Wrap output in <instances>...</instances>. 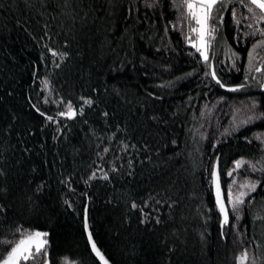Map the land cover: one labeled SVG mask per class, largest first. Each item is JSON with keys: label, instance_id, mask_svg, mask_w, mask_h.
Wrapping results in <instances>:
<instances>
[{"label": "trees", "instance_id": "16d2710c", "mask_svg": "<svg viewBox=\"0 0 264 264\" xmlns=\"http://www.w3.org/2000/svg\"><path fill=\"white\" fill-rule=\"evenodd\" d=\"M185 15L183 0H0V259L38 228L47 264H99L86 202L112 264H264V47L249 57L264 22L226 0L206 63ZM233 180L257 184L237 213Z\"/></svg>", "mask_w": 264, "mask_h": 264}, {"label": "snow or ice", "instance_id": "6c2138e0", "mask_svg": "<svg viewBox=\"0 0 264 264\" xmlns=\"http://www.w3.org/2000/svg\"><path fill=\"white\" fill-rule=\"evenodd\" d=\"M65 2L67 3L68 0H65ZM241 2L247 7L248 12L250 14L247 19H250L253 22H264V0H241ZM225 3L226 0H183V8L186 9V15L184 18L189 21L190 33V35L186 38L191 44V47L195 48L197 52L200 53V56L206 63L210 59L208 49L211 46V40L209 38H211L213 36V33L217 31L215 27L210 25V21L221 19L217 15V13L223 9ZM235 15L236 13L235 11H233V16L235 17ZM237 23H240V21L237 20ZM248 27L251 28L252 24L250 23ZM257 32H260L261 35H264V31L258 28L251 32L250 35L254 36L257 34ZM192 35H195V41L192 39ZM257 47H264V41H260L258 44L254 45L253 52H249L250 58H255L253 53L255 51V48ZM52 55H59L60 58L63 59L66 54L52 52ZM257 71H260V69H257ZM205 75H211L212 79L215 80L217 84H219L221 87H224L223 83H221V81L217 78L214 70L205 73ZM45 87H47V82H45ZM229 90L236 91L238 89ZM83 103L85 105H91L92 100L84 99ZM76 114L77 112L73 109L70 102L67 105V111L59 113L60 116H66L69 119L73 118ZM41 115H43V113H41ZM105 115L107 114L105 113ZM47 119L51 121L53 117L49 116L47 117ZM257 139H260V137H257ZM105 151H107V149H105ZM245 163L246 162L242 160L236 161L234 171L242 167ZM261 170L264 171V169ZM228 175L232 176L233 172H229ZM104 178L107 179V174H105ZM212 178L213 183L216 185V203L221 215L223 216L221 225L223 228L224 225H227L229 223V215L228 208L226 207L225 201L221 194L218 172L215 169H213L212 171ZM235 184L236 181L233 180L232 184L228 186L229 190L227 194V204L231 206V209L234 213H237L240 209V206L245 203L244 197L247 196L250 192H254L257 188V184L250 181H245L239 186L241 190L234 192L232 189L233 185ZM243 189H247V192L243 191ZM133 207H136V205L134 204ZM237 219H239V216H237ZM87 227V220H85L86 230ZM223 234L224 233L222 232V235ZM47 236L48 233L46 232H21L20 239H18L11 246V249L7 252V255L2 260H0V264H22V262H25L26 264V262L28 261H35L40 256L45 257L44 264H47ZM88 240L91 244L92 251L97 257H99L102 264H107V261L105 260L104 256L97 249L96 243L93 242L91 234H89ZM237 260L238 264H245L247 260V253L242 254V256L238 257Z\"/></svg>", "mask_w": 264, "mask_h": 264}, {"label": "water", "instance_id": "95a60500", "mask_svg": "<svg viewBox=\"0 0 264 264\" xmlns=\"http://www.w3.org/2000/svg\"><path fill=\"white\" fill-rule=\"evenodd\" d=\"M210 66H211V63H210ZM210 71H212V68L210 67ZM225 87H231L233 85H227V84H223ZM215 169V168H213ZM212 169V171H213ZM211 188H212V193H213V197H214V200L216 202V185L213 183V178H212V172H211ZM217 204V203H216ZM218 207V206H217ZM223 217V216H222ZM85 220H87V213H86V202L84 204V207H83V213H82V221H83V230H84V234H85V238L87 240V243L89 245V248L90 250L92 251V248H91V244L89 243V240H88V236L89 234H91V231L89 229V225L87 227V230L85 229ZM87 224H88V220H87ZM92 236V234H91ZM92 240L93 242H95L93 236H92ZM96 243V242H95ZM97 245V244H96ZM97 249L101 252V254L104 256L105 260L107 261V264H112L111 261L107 258V256L104 254V252L101 250V248L97 245ZM93 255L95 256V259L99 262V264H102V262L100 261L99 257H97L95 255V253L92 251Z\"/></svg>", "mask_w": 264, "mask_h": 264}, {"label": "rangeland", "instance_id": "374dc122", "mask_svg": "<svg viewBox=\"0 0 264 264\" xmlns=\"http://www.w3.org/2000/svg\"><path fill=\"white\" fill-rule=\"evenodd\" d=\"M193 40L195 41V40H196V37H194V39H193ZM210 61H211V60H210ZM36 231H39V232H44L43 230H41V229H38V228H33V229H30V230H28L27 232H36ZM18 239H20V237H19ZM15 242H16V241H15ZM15 242H14V243H15ZM14 243H13V244H14ZM13 244H12V245H13ZM12 245H11V246H12ZM11 246H10V248L8 249V251H10V249H11ZM8 251H7V252H8ZM7 252H6V253L3 255V258H4V257L7 255ZM3 258H2V259H3ZM2 259H0V260H2ZM22 264H25V262H22Z\"/></svg>", "mask_w": 264, "mask_h": 264}]
</instances>
